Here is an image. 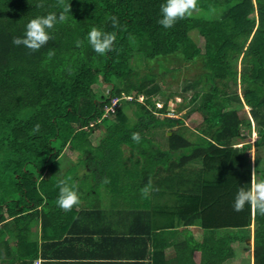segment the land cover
<instances>
[{
    "label": "trees",
    "instance_id": "1",
    "mask_svg": "<svg viewBox=\"0 0 264 264\" xmlns=\"http://www.w3.org/2000/svg\"><path fill=\"white\" fill-rule=\"evenodd\" d=\"M192 7L211 16L192 15ZM175 51L186 60L202 59V73L187 83L199 85L191 100L200 101L186 114L202 107L205 123L193 141L171 130L168 149L162 150L152 146L147 131L184 118L156 114L166 110L150 98L161 86L136 67L143 57ZM98 76L112 85L106 96L92 88ZM238 81L246 84L244 101L257 123L255 171L264 183V0H0V221L4 210L20 213L27 198L36 207L40 189L47 195L49 185L60 180V188L66 187L68 173L60 180L53 176L62 151L78 152V162L90 154L83 162L94 161L95 170L114 178L126 163L121 146L126 144L138 152L129 175L145 182L162 170L168 175L153 174L154 182L175 181L178 168L201 159V167L184 168L190 186L177 193L181 201L189 199L180 211L189 217L187 224L196 222L206 232L202 242L193 240L195 247L185 246L196 250L200 264H223L234 255L233 242L249 237L251 225L253 264H264V196L252 197L251 168L245 166L251 145H242L247 135L240 131L250 129L252 119L225 109L230 104L225 89ZM131 91L132 99L123 100L122 93ZM114 96L121 98L114 119L102 117ZM99 127L106 133L92 145L89 131ZM238 143L241 147L233 146ZM172 151L180 157H162ZM216 230L227 232L214 238Z\"/></svg>",
    "mask_w": 264,
    "mask_h": 264
},
{
    "label": "crops",
    "instance_id": "2",
    "mask_svg": "<svg viewBox=\"0 0 264 264\" xmlns=\"http://www.w3.org/2000/svg\"><path fill=\"white\" fill-rule=\"evenodd\" d=\"M76 154L67 155L77 159ZM90 156L85 154L77 160L81 168L74 163L62 174L54 170L58 180L68 173L69 183L64 188H60L61 180L49 185L47 195L40 189L36 207L27 198V207H18L20 213L3 211L0 264H191V258L192 264H200L196 250L185 246L191 242L194 245L189 247H195L193 240L203 241H199L196 228L202 226L196 222L187 224L189 217L180 212L186 206H180L184 198L171 201L176 203L173 210L157 208L159 205L153 206L147 195L135 188L137 184L148 189L150 182L154 184V175H149L147 182L143 177L132 178V166L125 159L113 178L106 175L108 171L95 170L94 161L85 164L83 160ZM160 172L164 175L165 171ZM44 175L45 170L39 172L38 178ZM163 203L165 200L159 204ZM251 236L253 244V226ZM237 242L232 245L234 255L223 264L235 259Z\"/></svg>",
    "mask_w": 264,
    "mask_h": 264
},
{
    "label": "rangeland",
    "instance_id": "3",
    "mask_svg": "<svg viewBox=\"0 0 264 264\" xmlns=\"http://www.w3.org/2000/svg\"><path fill=\"white\" fill-rule=\"evenodd\" d=\"M192 15L199 14L200 16L210 17L211 13H208L204 10H200L198 7H192L191 8ZM192 37H196L197 30H192L190 32ZM161 62V63H160ZM235 63V62H233ZM238 70L242 69V66L239 61H237ZM136 70L139 72L140 76L145 74H153L155 76V82L159 83L161 86V92H159L156 95H153L151 98V101L156 103L157 107H161L164 104H166V110L164 113L156 112L158 116L163 119L166 117H172V118H184V121L182 123H179L178 125H167L166 123L160 126H156L155 128H152L151 130L147 131V137L151 140L152 146L154 148H160L162 150L168 149V138L167 134L169 135V132L171 130L179 131L182 133L184 137L187 139L193 141L198 132L200 131V127L205 123V109L200 108L195 113L191 114L190 116H187V112L191 111L193 108L197 106L200 99L197 98V101H192V95L197 92V90L200 89L199 85L197 86H188L187 83L191 82L192 80H196L198 76L203 71V65H202V59L201 57H197L194 60H186L183 58V55L179 51H175L171 55H168L167 57L159 58V59H148V58H141V61L136 67ZM241 72V70H240ZM229 84V83H228ZM230 86L225 89L224 96H229L230 98V104L225 107V109H236L240 113L241 116L244 117H250L249 114V105H247L244 101L243 92L246 88V84L243 82L238 81L235 83H230ZM111 84L103 82L101 79V76H98L96 82L92 84V88L94 89V92L98 93L99 96H106L108 95ZM187 86V88H185ZM196 88H198L196 90ZM122 99H132V95L134 92L128 93H122ZM131 94V95H130ZM116 96L112 97L115 98ZM121 98H119L120 101ZM137 99L146 102V95L145 94H139L137 96ZM119 105V102L115 107ZM149 108H152L151 105H148ZM154 108V107H153ZM106 110V106L104 107ZM117 109V108H115ZM198 109V108H197ZM127 114L130 115L131 110H126ZM105 115V114H104ZM108 118L114 119L113 115H105ZM132 119L135 118L134 114L130 116ZM252 119V118H251ZM132 122V121H131ZM91 124H94V121L91 122ZM240 131L242 134L247 135V138H245V142L243 141L242 145L245 143H249L248 145H251L250 149L246 152V160H245V166L251 168V194L253 199L257 197L264 196V183L260 180V172L255 171V161L257 158V150L255 146L253 145L254 142L258 138L257 134V123L255 119H252L251 121V128L248 129L245 126H241ZM89 138L91 139L92 145H97L100 141L102 135H105L106 128L99 127L95 128L94 130L89 131ZM256 133V134H255ZM242 140H238L237 142H241ZM122 147L124 149L122 150V156L124 159L127 160V163L129 166L132 165V158L135 156H138V152L135 150V148H131L127 146L126 144H122ZM234 147H241V143L234 144ZM135 150V151H131ZM178 153L183 152L182 150L177 151ZM177 152H173L172 154H169L168 156H162L167 161H173L178 159ZM59 158H56V160L59 162L58 168L55 173L62 174V172L72 164H77L79 168L81 166L77 163V160L75 159V156L72 158L68 157L66 152H61ZM77 157V154H76ZM244 157V155H243ZM76 161V162H75ZM81 164V163H80ZM201 159H194L191 162H188L185 167L187 169H197L201 167ZM184 167V168H185ZM178 167H176L177 169ZM184 168H178V178H176L175 181L172 182H154V184H149L148 189L143 190L142 193L147 195L150 202H152V205H159L157 208L162 207L169 210H173L176 206V203L173 205L171 201H175L181 198L182 195L178 196V192L182 189H185L186 186H190L186 184L187 174L184 172ZM161 169H163L161 167ZM164 169H166L164 167ZM187 171V170H186ZM153 174H159L161 176L168 175V170L164 172V175L162 172H157ZM153 174L151 177H153ZM150 175V174H149ZM188 178V177H187ZM71 180H73V177H70ZM140 181V179H139ZM71 182V181H70ZM73 183V182H72ZM89 181H86V184H89ZM106 192L108 193L109 190L106 188ZM110 194V193H109ZM187 198V197H184ZM165 200V203L163 205H160L159 203H162ZM177 201V202H178ZM189 202V199L187 198L184 201L181 202L180 206L184 205V203ZM179 207V205H178ZM163 225V224H162ZM190 227H187V229ZM196 228L199 230L198 237L199 241H202L204 239V236L206 232L203 228L199 229L198 225ZM227 230H216L214 232V238H219L221 235L226 234ZM231 233H234L236 235H239L241 232L231 230ZM249 233L250 243H247L248 237H246L245 240H239V242L235 243V249H236V256L234 260H229L227 264H252L253 261V244H252V225L250 227V231H246ZM246 236V235H245ZM239 253V254H238Z\"/></svg>",
    "mask_w": 264,
    "mask_h": 264
},
{
    "label": "built area",
    "instance_id": "4",
    "mask_svg": "<svg viewBox=\"0 0 264 264\" xmlns=\"http://www.w3.org/2000/svg\"><path fill=\"white\" fill-rule=\"evenodd\" d=\"M118 102H119V98L118 97L112 98L110 104H108L106 106L105 115H108V114L114 112L115 108H116L115 106L117 105ZM35 264H40V262L39 261H35Z\"/></svg>",
    "mask_w": 264,
    "mask_h": 264
},
{
    "label": "clouds",
    "instance_id": "5",
    "mask_svg": "<svg viewBox=\"0 0 264 264\" xmlns=\"http://www.w3.org/2000/svg\"><path fill=\"white\" fill-rule=\"evenodd\" d=\"M116 97H117V96H116ZM118 98H119V97H118ZM111 99H112V98H111ZM111 99H110V102H111ZM110 102H109L108 104H110ZM108 104H107V105H108ZM107 105H105V106H107ZM105 106H104V107H105ZM104 114H105V109H104V111H103V115H102V117H106ZM109 115H113V112L110 113ZM102 117H100V118L98 119V121H99L100 119H102ZM90 124H91V123H90ZM91 125H92V124H91Z\"/></svg>",
    "mask_w": 264,
    "mask_h": 264
},
{
    "label": "water",
    "instance_id": "6",
    "mask_svg": "<svg viewBox=\"0 0 264 264\" xmlns=\"http://www.w3.org/2000/svg\"><path fill=\"white\" fill-rule=\"evenodd\" d=\"M171 132H169V134H170Z\"/></svg>",
    "mask_w": 264,
    "mask_h": 264
},
{
    "label": "bare ground",
    "instance_id": "7",
    "mask_svg": "<svg viewBox=\"0 0 264 264\" xmlns=\"http://www.w3.org/2000/svg\"><path fill=\"white\" fill-rule=\"evenodd\" d=\"M256 134V133H255Z\"/></svg>",
    "mask_w": 264,
    "mask_h": 264
}]
</instances>
